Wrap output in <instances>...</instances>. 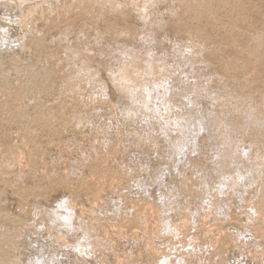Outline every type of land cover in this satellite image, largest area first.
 I'll use <instances>...</instances> for the list:
<instances>
[{"label": "rangeland", "instance_id": "rangeland-1", "mask_svg": "<svg viewBox=\"0 0 264 264\" xmlns=\"http://www.w3.org/2000/svg\"><path fill=\"white\" fill-rule=\"evenodd\" d=\"M188 1L0 0V34L11 41L0 43V232L9 241L2 244L5 251L0 247V258L5 264H264V210L254 203L264 182V145L248 140L249 128L256 133L252 127H240L247 136H232L225 122L226 128L216 122L223 100L221 113L229 110L232 117L244 101L243 107L264 110V0L236 2L242 6L234 11L239 19L231 16V3L228 11L216 6L210 12H218L214 18L199 21L187 10L195 0ZM33 74L45 80L28 78ZM19 83L33 90L21 94ZM229 97L235 110L229 107L234 102L225 103ZM239 113L229 120H238ZM18 114L25 124L15 119ZM201 120L210 123L206 131ZM187 126L192 128L184 134ZM181 134L194 138L197 147L188 143L195 147L188 151ZM230 141L236 152L250 153L236 156L234 148L231 157L238 158L225 159ZM249 142L256 147L248 150ZM215 158L238 164L225 167L220 161L219 166Z\"/></svg>", "mask_w": 264, "mask_h": 264}, {"label": "bare ground", "instance_id": "bare-ground-1", "mask_svg": "<svg viewBox=\"0 0 264 264\" xmlns=\"http://www.w3.org/2000/svg\"><path fill=\"white\" fill-rule=\"evenodd\" d=\"M190 1H191V0H189L187 3H189ZM192 1H193V0H192ZM240 1H241V0H239V1H238V0H195L193 4H191V5L189 4V5H187V6H189V7H187V10H188V11H192V13L194 12L193 14H194L195 17H196V20L199 21V17H202V18L204 19V18H206V16H208V15L211 16L212 13H210V12H212V9H213V8L217 11V9H219L220 5H221V6L223 5V6L225 7V9H226V8H227L226 5L232 3V5L234 4V5H233L234 7H233V6L231 7V5H228V6H229L228 8H230V10L227 8V11L229 10V12H231V11L233 10V11H232L233 14L231 15V13H230V15L233 17L234 14H235V16L237 17L236 14H239L240 12H237V13H236V12H234V11H237L240 7H242L241 4L239 5L238 3H236V2H240ZM187 3L185 2V4H187ZM190 3H191V2H190ZM240 3H242V2H240ZM183 4H184V3H183ZM238 5H239V6H238ZM183 6H184V5H183ZM183 6H182V7H183ZM216 6H217V7H216ZM223 6H222V8H223ZM215 7H216L217 9H216ZM183 8L185 9L186 7H183ZM220 9H221V8H220ZM220 9H219V10H220ZM241 9H242V8H240L238 11H240ZM223 10H224V9H223ZM223 10H222V11H223ZM188 11H187V12H188ZM216 11H215V12H216ZM224 11H225V10H224ZM227 11H226V12H227ZM251 11H252V10H251ZM215 12H214V13H215ZM219 12H220V11H219ZM188 13H190V12H188ZM217 13H218V12H216L214 16H216ZM227 13H228V12H227ZM227 13L224 12L225 15H226ZM228 14H229V13H228ZM250 14H251V13H250ZM190 15H191V14H190ZM204 15H205V16H204ZM230 15H229V16H230ZM239 15H240V14H239ZM203 16H204V17H203ZM212 16H213V15H212ZM212 16H211V18H212ZM214 16H213V18H214ZM231 16H230V17H231ZM190 17H191V19H192V16H190ZM225 17H226V16H225ZM236 17H235V18H236ZM193 18H194V17H193ZM235 18H234V19H235ZM240 18H241V17H240ZM194 19H195V18H194ZM206 19H207V18H206ZM206 19H205V21H206ZM208 19H209V18H208ZM234 19H232V20H234ZM237 19H239V18L237 17ZM237 19H236V20H237ZM201 20H202V19H201ZM209 20H210V19H209ZM209 20H208V22H209ZM212 20L214 21V19H212ZM212 20H210V22H211ZM248 20H249V19H248ZM213 21H212V23L214 24ZM219 21H220V20H219ZM238 21H239V20H238ZM206 22H207V21H206ZM208 22H207V24H208ZM221 22H223V21H221ZM233 22H235V21H233ZM249 22H250V21H249ZM191 23H192V26L189 27V28H190V29H191V28L194 29V27H195L196 25L193 24V23H194L193 20H192ZM201 23H202V22H201ZM204 23H205V22H204ZM204 23H202V24H203V26L205 25L206 29H207V28H210V27H208V26H207L206 24H204ZM212 23H211V25H213ZM230 23H232V22L230 21ZM221 24H223V23H221ZM226 24H227V23H226ZM236 24H237V23H236ZM243 24L245 25L246 22L243 23ZM190 25H191V24H190ZM200 25H201V24L198 23L197 27H199ZM229 25H230V24H229ZM234 25H235V23H234ZM201 26H202V25H201ZM211 27H212V26H211ZM215 27H216V25H215ZM213 28H214V27H213ZM200 29H201V28H200ZM200 29H199V30H200ZM203 29H204V27H203ZM206 29H204V30H206ZM196 30H197V29H196ZM201 30H202V29H201ZM209 30H210V29H209ZM192 32H193V30H192ZM200 32H201V31H200ZM194 33H195V32H194ZM198 34H199V32H198ZM198 34H197V35H198ZM244 34H245V33H244ZM193 35H194V34H193ZM249 35H250V34H249ZM258 38H259V37H258ZM258 38H257V39H258ZM247 39H248V38H247ZM253 39H255V37H254ZM250 40H251V39H250ZM261 40H262V39H261ZM262 41L264 42V40H262ZM262 41H261V42H262ZM10 42H11V41L9 40V38H8L5 34H0V43H2L1 47L4 46V45H9ZM254 42H255V41H254ZM256 42H258V41L256 40ZM243 43H244V42H243ZM248 43H250V41H248ZM214 44H215V43H214ZM246 44H247V43H246ZM253 44H254V43H253ZM253 44H252V46H255V45H253ZM256 44H257V43H256ZM259 44H260V42H259ZM262 44H263V43H262ZM217 45H218V43H217ZM247 45H248V44H247ZM249 45H250V44H249ZM249 45H248V47H249L250 50H251V47H250ZM243 46H245V44H244ZM1 47H0V48H1ZM217 47H218V46H217ZM248 47L246 46V49H245L246 51H248V50H247ZM249 48H248V49H249ZM263 48H264V47H263ZM1 49H2V48H1ZM252 49H254V48H252ZM257 50H258V49H257ZM246 51H245V53H246ZM252 51H253V50H252ZM242 52H244V50H243ZM249 52H250V51H249ZM251 53H253V52H251ZM251 53H250V55H252ZM255 53H257V52H255ZM246 54H247V53H246ZM244 55H245V54H244ZM244 55H243V56H244ZM248 55H249V53H248ZM253 55L256 56V54H253ZM246 56H247V55H246ZM246 56H245V58H247ZM250 57H251V56H250ZM257 57H258V56H257ZM242 58H243V57H242ZM253 58H254V57H253ZM131 59H132V58H131ZM255 59H256V58H254V60H255ZM132 60H133V59H132ZM138 61H139V60H138ZM243 61H245V60H243ZM249 61H251V60H249ZM256 61H257V60H256ZM130 62H131V61H130ZM240 62H242V61H240ZM34 63H38V62L36 61V62H34ZM238 63H239V62L237 61L236 64L238 65ZM243 63H244V62H243ZM249 63H250V62H249ZM251 63H252V62H251ZM236 64H235V66H236ZM29 65H30V64H29ZM232 65H234V64H232ZM31 66H33V65L31 64ZM240 66H242V64H241ZM245 66H246V64H245ZM28 67H29V66H28ZM128 67H129V68H128ZM130 67H131V66L129 65V66L126 67V69L129 70V69H131ZM230 67H231V66H230ZM246 67H247V66H246ZM246 67H245V69H246ZM228 68H229V67H228ZM234 68H235V67H234ZM234 68H232V69H234ZM236 68H239V66H237ZM132 69H133V68H132ZM230 69H231V68H230ZM230 69H228V70H230ZM242 69H243V68H242ZM26 70H27V69H26ZM42 70H43V69H42ZM23 71H24V70H23ZM29 71H30V73L32 72L30 69H29ZM47 71H48V69H47ZM25 72H26V71H25ZM39 72H40V71H39ZM28 73H29V72H28ZM32 73H33V72H32ZM40 73H41V72H40ZM125 73H126V72H125ZM44 74H46L45 70H44V72L41 73V76L44 77V78L47 77L46 75L44 76ZM47 74H48V73H47ZM27 77H28V76H27ZM42 77H40V74H38V75H36V74L34 75V74H33L32 77H28V78H30V79H32V80H37L38 78H39V79L41 78V80H42V79H43ZM129 78H130V77H129ZM25 79H27V78H25ZM25 79H24L23 81L26 82ZM39 79H38V80H39ZM47 79H48V78H47ZM32 80H31V81H32ZM41 80H40V81H41ZM43 80H45V79H43ZM49 80H50V79H49ZM49 80H48V81H49ZM125 81H126V80H125ZM237 81H241V80H237ZM25 82H22V83L25 84ZM27 82H28V81H27ZM46 82H47V81H46ZM128 82H129V81H128ZM22 83H21V84L19 83V84L21 85L20 87H22V88H21V91H17V92H19V93L21 92V94H25L27 88H29L30 85H28V84L23 85V86H27V85H28L26 88H23ZM29 83H30V80H29ZM34 83H35V82H34ZM37 83H38V81H37ZM47 83H48V82H47ZM17 84H18V83H17ZM30 84H31V83H30ZM44 84H45V83H44ZM32 85H33V84H32ZM36 85H37V84H36ZM17 86H18V85H17ZM34 86H35V84H34ZM42 86H43V85H42ZM151 86H152V85H151ZM145 87H146V86H145ZM147 87H148V86H147ZM153 87H154V86H153ZM157 87H158V85H157ZM157 87H156V89L158 90ZM167 87H168V85H167ZM0 88H1V87H0ZM18 88H19V87H18ZM18 88H17V90L20 89V88H19V89H18ZM32 88H33V86H32ZM36 88H37V87H36ZM45 88H46V87H45ZM169 88H170V87H169ZM30 89H31V87H30ZM34 89H35V88H34ZM126 89H127V88H126ZM143 89H144V88H143ZM148 89H149V88H148ZM150 89H151V87H150ZM15 90H16V89H15ZM31 90H33V89H31ZM31 90H28V92H27V96H28V94L31 95V94H30L31 92H29V91H31ZM153 90H154V89H153ZM165 90H169V89L166 88ZM34 91H36V89H35ZM148 91H149V90H148ZM150 91H151V90H150ZM13 92H14V91H13ZM32 92H33V91H32ZM49 92H50V91H49ZM144 92H147V91H144ZM154 92H155V91H154ZM166 92H167V91H166ZM39 93H40V92H39ZM147 93H148V92H147ZM157 93H159V92H157ZM157 93H156V94H157ZM160 93H161V92H160ZM163 93H164V92H163ZM163 93H162V94H163ZM0 94H1V93H0ZM16 94H17V93H16ZM32 94L35 95L36 93L34 92V93H32ZM37 94H38V93H37ZM41 94H42V93H41ZM43 94H44V93H43ZM149 94H151V93L149 92ZM149 94H148V95H149ZM153 94H154V93H153ZM153 94H152V95H153ZM169 94H171V93H169ZM166 95H168V94H165V95H162V96L165 97ZM16 96H19V94H17ZM25 96H26V95H25ZM38 96H40V95H38ZM157 96H159V95H157ZM20 97H21V95H20ZM32 97H33V100H34V99H35V96H31V97L29 96V99L32 98ZM154 97H156V95H154ZM168 97H169V96H168ZM26 98H27V97H26ZM146 98H147V97H146ZM148 98H149V97H148ZM187 98L192 99L191 96H190V97L188 96ZM217 98H218V97H214V98H213V99H215L214 102L217 101ZM230 98H231V97L228 98V101H226L227 99L225 98V99H226V100H225V101H226L225 103H226V104L228 103V105H230V104H229ZM37 99H38V97H37ZM155 99H156V98H155ZM155 99H153V100H155ZM158 99H159V98H158ZM161 99H163V98H161ZM190 99H187V100H190ZM243 99H244V98H242V100H241L242 102L245 100V99H244V100H243ZM30 100H32V99H30ZM38 100H39V99H38ZM151 100H152V99H151ZM156 100H157V99H156ZM159 100H160V99H159ZM165 100H166V99H165ZM165 100H164V101H161V102L164 104ZM187 100H186V101H187ZM220 100H221V99H218V102H219V103H220ZM3 101H4V100H3ZM223 101H224V100H223ZM223 101H222V103H223ZM231 101L234 102L233 99H232ZM231 101H230V102H231ZM235 101H236V100H235ZM241 101H240V102H241ZM4 102H5V101H4ZM4 102H3V103H4ZM32 102H33V101H32ZM35 102H36V101H35ZM152 102H153V101H152ZM157 102H158V101H157ZM157 102H156V103H157ZM238 102H239V101H238ZM238 102L236 101V104H237V105H238ZM240 102H239V103H240ZM244 102H246V101H244ZM244 102H243V103H244ZM39 103H40V102L37 101V103H36L37 107H35V108H36V109L38 108V109L41 110L42 108L39 107ZM153 103H154V102H153ZM158 103H159V102H158ZM158 103H157L156 105H159V104H160V103H159V104H158ZM162 103H161V104H162ZM166 103H168V102H166ZM216 103H217V102H216ZM222 103H220L221 107H222V105H223ZM243 103H241V106H236V107H238V108H237L238 113H239L240 110H241V115H240L239 117L236 116V117L238 118V120L233 119L234 121H232V118L234 117V114H235V113L237 114V110H235L236 107H235V105H234L235 102L233 103L234 106H232V104L229 106V107H233V109L235 110V112L233 113V117H232V115H231L230 113H232V111H234V110L232 109L231 112L229 113V114L231 115V117H232V118H230L231 121H230L229 118H228V117L230 116V115H228L229 110H225V112H224V113H227V114H225L227 117H226V116L224 115V113H223L224 110L222 111L223 115H222V113H221V110H222V108H224L225 104L223 105L222 108H221L220 106H218V107L220 108V111H219L220 114H218L217 111H216V113H217L219 116H218L216 113L214 114V115H217V116H218V118L216 119V122H217V121L220 122V123L225 122V124H227V126H228L227 129L230 130V131H228V132L226 131V132H227V133H230L231 131H233L234 134L232 135V132H231V134H230V135H232V136H234V135H236V134H238V135H236V136L243 135V134H241V132H240V127H241V126H242V127H245V126H246V127H245L246 129H247L248 127H252V129L256 130V131H254V132H256V133H255V135H253L254 133H253V134L251 133V131H253V130H251V129L249 128L251 138L248 136V137H249L248 140H249V141L251 140L250 142H253V144H255V145H259V146H260V144H263V145H264V110H261L260 108H258L257 105H256V106H257V110H256L255 105H254V106H251V108H253V109H251L250 107H248L249 105H248V106L246 105L247 107H243V106H245V104H246V103H244V104H243ZM154 104H155V103H154ZM161 104H160V105H161ZM214 104H215V103H214ZM217 104H218V103H217ZM242 104H243V105H242ZM156 105H155V106H156ZM167 105H168V104H167ZM239 105H240V104H239ZM32 106H33V108H34V106H35L34 103H32ZM164 106H165V104H164ZM164 106L161 105L160 107H164ZM157 107H159V106H157ZM227 107H228V106L226 105L225 108L227 109ZM234 107H235V108H234ZM239 107H241V109H239ZM35 108H34V109H35ZM155 108H156V107H155ZM165 108H166V106H165ZM242 108H244V109L246 108L247 110L245 109V111L243 112V111H242ZM249 108H250V109H249ZM36 109H35V110H36ZM157 109H158V108H157ZM229 109H230V108H229ZM258 109H260L261 111L258 110ZM40 110H38V111H40ZM154 110H155V109H154ZM9 111H10V110H9ZM22 111H23V110H22ZM199 111H200V110H199ZM262 111H263V112H262ZM200 112H201V111H200ZM213 112H214V111H213ZM14 113H15V112H14ZM21 113H23V112H21ZM34 113H36V112H34ZM37 113H38V112H37ZM41 113H42V112H41ZM204 113H205V112H204ZM206 113H207V112H206ZM242 113H243V114H242ZM38 114H40V113H38ZM38 114H37V115H34L35 118H39V117H40ZM48 114H49V112H48ZM50 114H51V113H50ZM76 114H78V113H76ZM184 114H185V113H184ZM187 114H188V113H187ZM189 114H190V113H189ZM212 114H213V113H212ZM239 114H240V113H239ZM239 114H238V115H239ZM8 115H9V114H8ZM18 115H19L18 117L15 116V119H16L18 122H23V118H19V117H20V114H18ZM40 115H43V114H40ZM53 115H54V114L52 113V116H53ZM210 115H211V114H210ZM9 116H10V115H9ZM34 116H33V117H34ZM38 116H39V117H38ZM45 116H46V115H45ZM49 116H50V115H49ZM49 116H47V117L49 118ZM55 116H56V115H54V116L52 117V119L55 118ZM75 116H76V115H75ZM78 116H79V114H78L76 117H78ZM184 116L187 117L188 115H184ZM189 116H190V115H189ZM192 116H193V114H192ZM217 116H216V117H217ZM11 117H12V119H13V114H12ZM22 117H23V116H22ZM33 117H32V118H33ZM212 117H214V116H212ZM216 117H215V118H216ZM35 118H34V119H35ZM50 118H51V117H50ZM79 118H80V117L75 118V119H77V121H79V120H80ZM194 118H195V117H194ZM201 118H202V117H201ZM215 118H213V120H214ZM234 118H235V117H234ZM24 119H25V117H24ZM26 119H27V118H26ZM41 119H42V118L40 117V120H41ZM44 119H45V118H43V120H44ZM46 119H47V118H46ZM58 119H59V118H58ZM175 119H176V118H175ZM178 119H179V118H178ZM184 119H185V118H184ZM186 119H187V118H186ZM191 119H192V118H191ZM36 120H38V119H35L34 121L31 120V121H33V124H34V122H35ZM48 120H49V119H48ZM55 120H56V119H55ZM181 120H182V119H181ZM192 120H193V119H192ZM211 120H212V118H211ZM220 120H222V121H220ZM25 121H26V120H24V122H25ZM49 121H50V120H49ZM49 121H47V122H49ZM178 121H179V120H177V122H178ZM189 121H190V119H189ZM195 121H196V120H195ZM202 121H204V122H206V121H205V120H201V121L199 122V123H201V126L203 125V126H202V128H203V127L206 126V125H204ZM209 121H210V120H209ZM214 121H215V120H214ZM214 121H213V123H215ZM24 122H23V123H24ZM28 122H29V121H28ZM43 122H45V120H44ZM72 122H73V121H72ZM79 122H80V121H79ZM79 122H78V123H79ZM190 122H191V121H190ZM207 122H208V121H207ZM218 122H217V123H218ZM25 123H26V122H25ZM25 123H24V124H25ZM36 123H38V122H36ZM74 123H75V122H74ZM74 123H73V124H74ZM185 123H186V122H185ZM185 123H184V127H185V125H186ZM194 123H195V122H194ZM44 124H45V123H44ZM48 124H51V123H48ZM180 124H182V122H181ZM187 124H188V123H187ZM189 124H191V123H189ZM189 124H188V125H189ZM206 124H207V123H206ZM209 124H210V123L208 122V125H207L208 127H209ZM218 124H219V123H218ZM21 125H22V124H21ZM26 125H27V124H26ZM35 125H36V124H35ZM52 125H53V124H52ZM76 125H77V124H76ZM194 125H195V124H194ZM214 125H216V124H214ZM220 125H221V124H220ZM220 125H219V126L217 125V126L220 127ZM222 125H223V123H222ZM222 125H221V126H222ZM30 126H31V125H30ZM177 126H178V125L176 124V127H177ZM190 126H191V125H190ZM196 126H198V125H196ZM196 126L193 127V129L195 128L196 130H201V127H200V126H199V127H200L199 129H197ZM207 126L205 127L206 129H208ZM211 126H212V125H211ZM217 126H216V127H217ZM223 126L225 127L226 125H223ZM26 127H28V126H26ZM166 127H168V126H166ZM181 127L183 128V126H181ZM187 127H189V126H187ZM51 128H52V127H51ZM51 128H50V129H51ZM163 128L165 129V127H163ZM185 128H186V127H185ZM185 128H184L183 130L181 129L182 131H184V134H186L185 132L188 131V130H190L192 127H191V128L189 127V129L187 128V130H186ZM212 128H215V126L212 127ZM220 128H221V127H220ZM220 128H219V129H220ZM225 128H226V127H225ZM225 128H224V129H225ZM30 129H31V131H32L33 128H30ZM203 129H204V128H203ZM227 129H226V130H227ZM25 130H27V129H25ZM33 130H34V129H33ZM169 130H170V129H169ZM212 130H213V129H212ZM235 130H237V132H234ZM238 130H239V131H238ZM241 130H242V132H243V130H245V129H241ZM259 130H261V131H259ZM166 131H167V130H166ZM204 131H206V130L204 129ZM224 131H225V130H224ZM258 131H259V132H258ZM27 132H28V131H27ZM42 132H43V131H42ZM163 132H165V131H163ZM194 132H195V131H194ZM207 132H210V131H207ZM212 132H214V131H212ZM221 132H222V131H221ZM238 132H240V135H239ZM247 132H249V131H247ZM247 132H246V133H247ZM165 133H166V132H165ZM191 133H192V131H191ZM191 133H190V134H191ZM227 133H225V134H227ZM243 133H244V132H243ZM162 134H163V133H162ZM190 134H189V136L192 135V137H193V135H194L195 133H194V134L192 133L191 135H190ZM196 134H198V133H196ZM205 134L207 135V133H205ZM215 134H216V133H215ZM219 134H220V133H219ZM27 135H28V134H27ZM33 135H34V134H33ZM176 135H177V134H176ZM181 135L183 136V134H181ZM227 135H228V134H227ZM230 135H229V136H230ZM244 135L247 136L248 134L246 135V134L244 133ZM244 135H243V137H244ZM163 136H164V135H163ZM196 136H197V135H196ZM214 136H215V135H214ZM221 136H222V135H221ZM224 136H225V135H224ZM224 136H223V138L226 139L227 136H226V137H224ZM232 136H231V137H232ZM236 136H235V138H236ZM177 137L179 138L180 135L177 136ZM184 137H186V136L184 135L183 138H184ZM208 137H209V136H208ZM217 137H218V133H217ZM219 137H220V136H219ZM143 138H144V137H143ZM187 138H188V135H187ZM187 138H184V139L179 138V139L183 140L184 142H183V141H182V142H183L184 144H186V145H187L188 143H190L189 145L191 146V143L193 142L194 138H193L192 142H191V140H190V137H189V140H188ZM220 138H221V137H220ZM220 138H219V139H220ZM227 138H229V137H227ZM235 138H233V139L231 138V139L234 141ZM238 138H239V137H237V141H238ZM179 139H178V140H179ZM195 139H196V138H195ZM207 139H208V138H207ZM215 139H216V138H215ZM215 139H214V140H215ZM217 139H218V138H217ZM221 139H222V138H221ZM231 139H229V140H231ZM210 140H211V138H210ZM189 141H190V142H189ZM212 141H213V140H212ZM215 141H217V140H215ZM220 141H221V140H220ZM220 141L218 140L217 142L219 143ZM226 141L229 143L228 139H226L225 142H226ZM233 141H230V142H231L230 144H232ZM175 142H177V145H176V146H179V145H180L179 143L182 144V142L177 141V138H176V141H175ZM217 142H216V143H217ZM223 142H224V141H223ZM223 142H220V143H223ZM235 142H236V140L234 141V143H235ZM250 142H249V145H250ZM170 143H171L170 145L173 144L172 141H171ZM193 143L195 144V143H197V142L195 141V142H193ZM214 143H215V142H214ZM216 143H215V145H217ZM228 143H227V144H228ZM239 143H240V141H239ZM245 143H246V142H245ZM245 143H244V144H245ZM100 144H101V143H100ZM100 144H99V145H100ZM178 144H179V145H178ZM212 144H213V143H212ZM225 144H226V143L223 144L224 146H223L222 144H219L220 146H217V148H218V147L221 148V150L218 148L219 151L223 152L222 150H223L224 148L222 149L221 145H222L223 147H225ZM227 144H226V145H227ZM230 144H228V145L231 146V147L233 146V148H229V147H227V148H229L228 150L232 149L231 152L229 151L231 154H228V152H227L226 154H228V155L225 156V155L222 153L221 156H222V157L225 156V157H224L225 159H226L227 156H228V158L231 160V159H233L231 156H232V155H235V152H236L235 150H238V149H239V146L237 147L238 142H237V145H236V143H235V145H236V147H237L238 149L235 148V145H233V144L230 145ZM242 144H243V143H242ZM253 144L250 145V146H248V148H249V147L251 148L252 146L256 147V146L253 145ZM182 145H183V144H182ZM182 145H180L179 147H181ZM186 145H184V146H186ZM189 145H187L188 147L186 146L188 149H187L186 147L184 148V146H183V147H182V151L186 152V149H187L188 151H189V149L192 151V150L195 148L194 145H192V146H193V147H192L193 149H191V148H189ZM209 145H210V144H209ZM239 145H240V144H239ZM174 146H175V144H174ZM176 146H175V147H176ZM195 146L197 147V144H195ZM213 146H214V144H213ZM242 146H243V145H242ZM100 147H101V146H100ZM171 147H172V146H171ZM175 147H174V148H175ZM208 147H210V146H208ZM211 147H212V146H211ZM254 147H252V148H254ZM169 148H170V147H169ZM183 148H184L185 150H183ZM214 148H215V146H214ZM234 148H235V149H234ZM240 148H241V146H240ZM242 148H243V147H242ZM242 148H241V149H242ZM246 148H247V147H246ZM248 148H247V149H248ZM250 148H249L248 150H250ZM96 149H97V148H96ZM172 149H173V148H172ZM177 149H178V147H177ZM180 149H181V148H180ZM180 149H178V150H180ZM233 149H234L235 152H233ZM247 149H246V150H247ZM98 150H99V147H98ZM170 150H171V148H170ZM209 150H210V149H209ZM216 150H217V149H216ZM225 150H226V147H225ZM225 150H224V151H225ZM243 150H244V149L241 150L242 153L245 151V150H244V151H243ZM180 151H181V150H180ZM188 151H187V152H188ZM195 151H197V150H195ZM195 151H194V152H195ZM214 151H215V150H214ZM217 151H218V150H217ZM96 152H97V150H96ZM96 152L93 153V155H94V154L96 155V154L98 153V152H97V153H96ZM172 152L176 154V153H178L179 151L177 152V151L173 150ZM194 152H193V153H194ZM221 152H220L219 154H221ZM247 152H249V151H247ZM169 153H170V152H169ZM179 153H182V152H179ZM188 153H189V152H188ZM195 153H196V152H195ZM216 153H217V152H216ZM216 153H215V154H216ZM232 153H233V154H232ZM238 153H240V152H236V156L238 155ZM249 153H250V152H249ZM249 153H247V155H248ZM30 154H31V153H30ZM103 154H104V153H103ZM219 154H218V155H219ZM240 154H241V153H240ZM244 154H245V156H247V155H246V151H245ZM244 154H241V155L244 156ZM95 155H94V159H97L96 157L99 156V155H96V156H95ZM101 155H102V154H101ZM179 155H180V154H178L177 156H179ZM181 155H183V154H181ZM218 155H216V156H218ZM223 155H224V156H223ZM229 155H230V156H229ZM250 155H251V154H250ZM260 155H261V156H264V153H263V154H260ZM173 156H174V155H173ZM239 156H240V155H239ZM245 156H244V158H245ZM258 156H259V155H258ZM258 156H257V157H258ZM194 157H195V156H194ZM218 157H219V156H218ZM230 157H231V158H230ZM233 157H235V156H233ZM241 157H242V156H241ZM241 157H240V158H241ZM248 157H249V156H248ZM250 157H251V156H250ZM253 157H255V156H253ZM91 158L93 159V157H91ZM98 158H99V157H98ZM219 158H220V157H219ZM224 158H222V159H224ZM237 158H238V157L234 158L233 160H235V159H237ZM255 158H256V157H255ZM255 158H254V159H255ZM258 158H260V156H259ZM37 159H38V158H37ZM87 159H88V158H87ZM165 159H166V158H165ZM177 159H178V158H177ZM177 159H176V160H177ZM210 159H211V158H210ZM216 159H217V158H215V160H213L214 163H215V162L218 163V162L216 161ZM241 159H242V158H241ZM250 159H251V158H250ZM254 159H253V162H254L255 160H257V158H256L255 160H254ZM260 159L263 160L264 158L261 157ZM89 160H91V159H89ZM99 160H100V158L98 159V161H99ZM178 160H179V159H178ZM217 160H218V159H217ZM219 160H220V159H219ZM230 160H228V161H229V164L231 163V164L233 165L235 162L232 163ZM233 160H232V161H233ZM246 160H247V159H246ZM95 161H96V160H95ZM95 161H94V163H95ZM171 161H172V160H171ZM220 161L222 162L223 160H220ZM220 161H219L218 165L220 164ZM224 161H225V160H224ZM224 161H223V163L227 165L228 163H227L226 161H225V162H224ZM244 161H245V160H244ZM257 161H258V160H257ZM86 162H87V161H86ZM92 162H93V161H92ZM99 162H100V161H99ZM172 162H173V161H172ZM180 162H181V161H180ZM238 162H239V160H238ZM241 162H242V161H240V163H241ZM246 162H247V161H246ZM248 162H249V161H248ZM28 163H29V162H28ZM94 163H93V164H94ZM96 163H97V162H96ZM96 163H95V164H96ZM178 163H179V161H178ZM242 163H243V162H242ZM255 163H256V162H255ZM259 163H260V162H259ZM89 164H90V163H89ZM95 164H94V165H95ZM221 164H222V163H221ZM221 164H220L219 166H221ZM229 164H228V166H225V167H231ZM235 164H238L237 161H236ZM243 164H244V163H243ZM250 164H251V163H250ZM252 164H253V163H252ZM256 164H257V163H256ZM171 165H172V164H171ZM171 165H170V166H171ZM222 165H223V164H222ZM212 166H213V165H212ZM233 166H235V165H233ZM240 166H242V164H240ZM260 166H261V165H260ZM167 167H168V166H167ZM215 167H217V164H216ZM225 167H223V168H225ZM236 167L238 168V166H236ZM236 167H234V168H236ZM245 167H246V166H245ZM250 167H251V168H250V170H251V169L253 168V166H250ZM51 168H52V167H51ZM172 168H173V167H172ZM218 168H219V167H217V169H218ZM223 168H222V169L220 168V169H221L222 171H224ZM234 168L232 167V173H233V169H234ZM237 168H236V170H237ZM242 168H243V166H242ZM254 168H258V167H254ZM53 169H54V168H53ZM194 169H195V168H194ZM226 169H227V168H226ZM247 169H249V167H247ZM247 169H246V170H247ZM234 170H235V169H234ZM238 170H239V169H238ZM250 170H249V172H250ZM253 170H256V169H253ZM262 170H263V169H261V173H262V175H263L264 173L262 172ZM5 171H6V170H5ZM154 171H155V170H154ZM158 171H159V170H158ZM219 171H220V170H219ZM228 171H230V170L228 169L226 172H228ZM242 171H243V170H242ZM247 171H248V170H247ZM257 171H260V170L258 169ZM257 171H256V172H257ZM164 172H165V171H164ZM181 172H182V171H181ZM202 172H203V170H202ZM217 172H218V170H217ZM217 172H216L215 175H218V177H220L222 174H220L219 172H218V174H217ZM224 172H225V171H224ZM230 172H231V171H230ZM230 172H228V173L230 174ZM235 172H236V171H235ZM237 172H238V171H237ZM240 172H241V168H240ZM244 172H246V171H244ZM251 172H252V174H253L254 171L251 170ZM12 173H13V172H12ZM159 173H160V172H159ZM204 173H205V172H203V174H202V173H199V174H202V176H203ZM221 173H222V172H221ZM232 173H231V175H233ZM259 173H260V172H259ZM8 174H9V173H8ZM151 174H152V173H151ZM163 174H164V173H163ZM183 174H184V173H183ZM189 174H190V173H189ZM219 174H220V176H219ZM223 174H224V173H223ZM245 174H246V173H245ZM249 174H250V173H249ZM9 175H10V174H9ZM160 175H161V174H160ZM160 175H159V176H160ZM224 175H226V174H224ZM227 175H228V174H227ZM227 175H226V178H227V181H228V179H229L230 177H229V176L227 177ZM243 175H244V174H243V172H242V177L245 176V175H244V176H243ZM247 175H248V174H247ZM255 175H256V173H255ZM35 176H36V175H35ZM193 176H194V175H193ZM193 176H192V177H193ZM198 176H199V175H198ZM208 176H210V175H208ZM222 176H223V175H222ZM252 176H253V175H252ZM256 176H257V175H256ZM260 176H261V174H260ZM161 177H162V176H161ZM205 177H207V175H206ZM237 177H238V176H237ZM262 177H263V176H262ZM262 177L258 178L257 180L260 181L259 179H261ZM153 178H154V177H153ZM159 178H160V177H159ZM180 178H181V177H180ZM189 178H190V177H189ZM210 178H211V177H210ZM263 178H264V177H263ZM151 179H152V178H151ZM160 179H161V178H160ZM182 179H183V178H182ZM199 179H200V178H199ZM205 179H207V178H204L203 181H209V180H208L209 178H208L207 180H205ZM214 179H215V177H214ZM223 179H224V176H223ZM251 179H252V178H251ZM66 180H67V179H66ZM185 180H186V179H185ZM192 180H193V178H192ZM212 180H213V179H212ZM224 180H226V179H224ZM244 180H245V179H244ZM248 180H249V179H248ZM252 180H253V179H252ZM263 180H264V179H263ZM60 181H61V180H60ZM60 181H59V183H60ZM154 181L156 182L157 179H156V180L154 179ZM154 181H153V182H154ZM187 181H188V180H187ZM193 181H195V180H193ZM213 181H214V180H213ZM253 181H254V180H253ZM62 182H63V181H62ZM153 182H152V183H153ZM183 182H184V180H183ZM183 182H182V183H183ZM189 182H191V180H190ZM199 182H200V181H199ZM261 182H263V181L261 180ZM8 183H9V182H8ZM186 183H187V182H186ZM201 183H202V182H201ZM221 183H223L222 177H221ZM225 183H226V182H225ZM255 183H256V182H255ZM154 184H155V183H154ZM162 184H163V183H162ZM183 184H184V183H183ZM183 184H182V185H183ZM198 184H199V183H198ZM212 184H213V183H212ZM252 184H253V183H252ZM257 184H258V183H257ZM259 184H261V186L259 185L261 188L258 187V189L260 188V191L262 190V192H259V190L257 189L258 191H256V192H258V193L260 194V196L258 197L257 201H256L255 198H254V200L256 201V202H254V203H255V204L257 203L258 206L261 208V211H263V210H264V182H263V183H259ZM142 185H143V184H142ZM184 185H185V184H184ZM192 185H193V184H192ZM208 185H209V184H208ZM246 185H247V184H246ZM249 185H250V184H249ZM144 186L147 187V185H145V184H144ZM148 186H150V185H148ZM161 186H162V185H161ZM161 186H160V187H161ZM180 186H181V185H180ZM180 186H179V189H180ZM188 186H189V185H188ZM188 186H187V187H188ZM198 186H199V185H198ZM205 186H206V184H205ZM223 186H224V183H223ZM244 186H245V185H244ZM247 186H248V185H247ZM247 186H246V187H247ZM157 187H158V186H157ZM185 187H186V186H185ZM187 187H186V188H187ZM200 187H201V186H200ZM242 187H243V185H242ZM248 187H249V186H248ZM172 188H173V187H172ZM176 188H177V187H176ZM190 188H191V187H190ZM190 188H189V190H190ZM205 188H206V187H205ZM208 188H209V187H208ZM34 189H35V188H34ZM36 189H38V188H36ZM42 189H43V188H42ZM149 189H150V188H149ZM173 189H174V188H173ZM181 189H182V187H181ZM210 189H211V188H210ZM224 189H225V188H224ZM226 189H227V188H226ZM244 189H245V188H244ZM17 190H18V189H17ZM43 190H44V189H43ZM158 190H159V188H158ZM176 190H177V189H176ZM184 190L186 191V189H184ZM32 191H34V190H32ZM154 191H155V190H154ZM154 191H153V192H154ZM169 191H170V189H169ZM169 191H168V192H169ZM226 191H227V190H226ZM232 191H233V190H232ZM234 191H235V190H234ZM16 192H17V191H16ZM20 192H21V191H20ZM34 192H35V191H34ZM36 192H38V191H36ZM36 192H35L36 195H37V194L39 195V194L43 193L41 190H40V192H38V193H36ZM148 192H149V191H148ZM150 192H151V191H150ZM150 192H149V193H150ZM155 192H156V191H155ZM155 192H154V193H155ZM165 192H166V191H165ZM175 192H176V194H177V191H175ZM240 192H241V191H240ZM31 193H33V192H31ZM149 193H148V194H149ZM200 193H201V192H200ZM237 193H238V192H237ZM241 193H242V192H241ZM258 193H257V194H258ZM150 194H151V193H150ZM155 194H156V193H155ZM160 194L162 195V193H160ZM174 194H175V193H174ZM179 194H180V193H179ZM257 194H255V195H257ZM259 194H258V195H259ZM166 195H168V194H166ZM181 195H183V194H181ZM255 195H254V196H255ZM258 195H257V196H258ZM27 196H28V195H27ZM157 196H158V195H157ZM157 196H156V197H157ZM159 196H160V195H159ZM168 196H169V195H168ZM170 196H171V195H170ZM173 196L175 197V195H173ZM176 196H178V195H176ZM184 196H185V195H184ZM242 196H243V195H242ZM163 197H164V196H163ZM237 197H238V196H237ZM237 197H236V198H237ZM255 197H256V196H255ZM158 198H159V197H158ZM160 198H161V197H160ZM164 198H165V197H164ZM167 199H169V198H167ZM172 199H173V197H172ZM179 199H180V196H179ZM179 199H178V200H179ZM154 200H155V199H154ZM174 200H176V199H174ZM219 200H220V199H219ZM237 200H238V199H237ZM241 200H243V199H241ZM241 200H240V201H241ZM254 200H253V201H254ZM168 201H170V200H168ZM244 201H245V200H244ZM162 202L164 203V201H162ZM172 202H173V201H172ZM182 202H183V201H182ZM165 203H166V202H165ZM203 203H204V202H203ZM214 203H215V202H214ZM220 203H221V202H220ZM254 203H252V204H254ZM178 204H179V203H178ZM216 204H217V202H216ZM216 204H215V205H216ZM218 204H219V203H218ZM173 205H174V203H173ZM175 205H176V204H175ZM213 205H214V204H213ZM225 205H226V204H225ZM250 205H251V204H250ZM218 206H219V205H218ZM222 206H223V205H222ZM253 206H254V205H253ZM255 206H256V205H255ZM258 206H257L256 208L259 209ZM168 207H169V206H168ZM172 207H173V206H172ZM175 207H176V206H175ZM220 207H221V205H220ZM170 208H171V207H170ZM212 208H215V207H212ZM252 208H253V207H252ZM254 208H255V207H254ZM254 208H253V209H254ZM177 209H178V208H177ZM216 209H218V207H217ZM225 209H226V207H225ZM218 210H219V209H218ZM218 210H217V211H218ZM254 210H255V209H254ZM252 211H253V210H252ZM255 211H256V210H255ZM220 212H221V211H220ZM247 212H248V211H247ZM259 212H260V210H259ZM259 212H258V213H259ZM67 213L69 214V212H67ZM256 213H257V212H256ZM256 213H255V215H256ZM260 213H261V212H260ZM263 213H264V212H263ZM64 214H65L64 216L62 215L63 217L67 218V216H68V218H69V215H67L66 213H64ZM66 215H67V216H66ZM262 216H264V215H262ZM0 230L2 231V229H0ZM3 231H4V230H3ZM218 237H219V236H218ZM225 237H226V236H225ZM227 240H228V239H227ZM6 243L9 244V241L6 239L4 233H1V232H0V244H1L0 247H1V251L5 249V248L2 249V244H4L5 247H6V245H8V244H6ZM7 247H8V246H7ZM5 250H6V249H5ZM5 250H4V251H5ZM1 251H0V252H1ZM7 251H8V248H7ZM5 253H6V252H5ZM1 254L3 255V253H1ZM6 254H7V253H6ZM3 256L6 257L5 255H3ZM2 258H3V257L0 258V261H2V262H0V264H5V262H6L7 260H6L5 258H4V260H3ZM7 259H8V257H7ZM5 260H6V261H5ZM3 261H5V262H3ZM8 262H11V261L8 259ZM178 262H179V261H178ZM12 263L14 264L13 261L11 262V264H12ZM9 264H10V263H9Z\"/></svg>", "mask_w": 264, "mask_h": 264}]
</instances>
